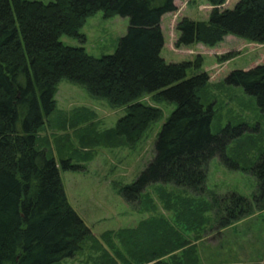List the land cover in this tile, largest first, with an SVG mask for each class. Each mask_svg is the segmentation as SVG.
<instances>
[{
	"label": "trees",
	"instance_id": "16d2710c",
	"mask_svg": "<svg viewBox=\"0 0 264 264\" xmlns=\"http://www.w3.org/2000/svg\"><path fill=\"white\" fill-rule=\"evenodd\" d=\"M207 1L213 6L208 20L185 16L178 21L177 45L216 46L230 34L264 43V0H239L233 8L222 7L227 0ZM177 9L175 0H0V264H57L81 251L92 236L68 199L56 158L39 143L40 130L57 108L62 80L83 85L113 105H127L115 127L100 135L111 144L134 145L163 118V109L145 102V96L176 103L158 133L153 159L133 183L121 187L129 202L140 201L153 185L203 196L208 162L215 156L246 169L227 151L246 134L241 125L212 132L214 108L201 95L210 79L202 70L203 58L167 62L161 56L162 17ZM99 11L130 18L115 53L95 57L83 45L60 40L66 34L84 41L80 28ZM189 69L194 75L188 76ZM225 83L256 96L264 112V63L232 70ZM62 164L76 167L70 157ZM250 170L258 179L251 198L232 192L210 201L166 200V205L177 208L178 223L188 229L208 224V211L214 213L211 227L225 228L264 209V150ZM158 219L118 233L137 264H169L163 255L185 245L180 230Z\"/></svg>",
	"mask_w": 264,
	"mask_h": 264
},
{
	"label": "rangeland",
	"instance_id": "374dc122",
	"mask_svg": "<svg viewBox=\"0 0 264 264\" xmlns=\"http://www.w3.org/2000/svg\"><path fill=\"white\" fill-rule=\"evenodd\" d=\"M238 1L227 0L222 7L233 8ZM177 2L178 9L162 17L165 45L161 56L167 62L203 58L202 70L210 79L201 95L204 103H212L214 108L212 132L217 133L229 125H241L246 134L230 143L227 151L246 169L232 168L215 156L208 162L207 190L203 196L171 185H153L147 188L140 201L129 202L122 196L121 187L133 183L153 159L158 133L176 103L157 101L153 95L145 96V102L163 109V118L153 122L136 144L124 141L111 144L100 141V135L115 127L118 119L127 113V105H113L108 99L91 94L83 85L62 80L55 95L57 108L40 130L39 143L56 158L68 199L90 227L92 236L83 242L81 251L57 264H127L128 261L137 264L128 255V247L118 238V233L155 218H164L165 222L175 226L186 241L184 246L163 255L161 260L164 262L264 264V209L225 228L216 225L212 228L214 213L208 211L204 213L208 224L188 229L178 223L177 208L166 205V200L176 202L194 196L210 201L213 195L224 196L232 192L251 198L258 179L250 167L258 162L264 150V112L256 96L248 94L241 86L225 83L232 70L264 63V43L230 35L233 37L216 46L200 42L177 45L178 21L185 16L208 20L213 8L207 0ZM129 25L127 16L106 17L99 11L80 28V33L86 36L84 41L66 34L60 40L71 46L83 45L88 53L101 57L115 53ZM194 73V69L188 70V76ZM68 157L76 166L74 169L63 167L62 160Z\"/></svg>",
	"mask_w": 264,
	"mask_h": 264
},
{
	"label": "crops",
	"instance_id": "0c3cea01",
	"mask_svg": "<svg viewBox=\"0 0 264 264\" xmlns=\"http://www.w3.org/2000/svg\"><path fill=\"white\" fill-rule=\"evenodd\" d=\"M177 1H178V0H175V4H176V6H178V2H177ZM161 24H162V23H161ZM161 26H162V25H161ZM230 35H232V34H230ZM230 35H229V36L227 35L228 37L226 36L225 39H224V41H225L226 39H228L229 37H233V36H230ZM252 67H253V66H252ZM249 68H251V67H248L247 69H249Z\"/></svg>",
	"mask_w": 264,
	"mask_h": 264
}]
</instances>
